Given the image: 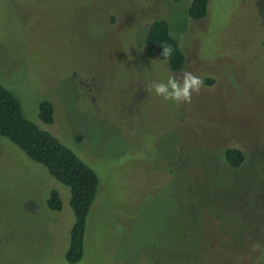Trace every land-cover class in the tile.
Returning a JSON list of instances; mask_svg holds the SVG:
<instances>
[{"label":"rangeland","instance_id":"rangeland-1","mask_svg":"<svg viewBox=\"0 0 264 264\" xmlns=\"http://www.w3.org/2000/svg\"><path fill=\"white\" fill-rule=\"evenodd\" d=\"M190 2L0 0V85L99 179L78 264H264V0H210L201 20ZM155 20L203 80L190 104L149 90L173 73L147 57ZM70 196L0 137V264H69Z\"/></svg>","mask_w":264,"mask_h":264},{"label":"trees","instance_id":"trees-1","mask_svg":"<svg viewBox=\"0 0 264 264\" xmlns=\"http://www.w3.org/2000/svg\"><path fill=\"white\" fill-rule=\"evenodd\" d=\"M210 0H191L188 16L192 20L204 19ZM146 53L150 60L167 61L169 70L179 73L185 63V56L170 33L166 20L152 21L145 35ZM174 49L170 60L162 55V46ZM208 80L207 84H211ZM39 119L44 125L54 121V108L49 101L39 106ZM0 137L17 146L30 160L43 166L49 174L70 189V207L74 214V225L70 231V242L65 259L69 264H78L84 256V241L87 219L95 202L99 187L96 173L81 161L70 149L51 134L41 130L27 120L19 100L0 85ZM224 161L230 169H238L244 155L237 148L224 153ZM51 211H61L59 193L51 191L47 202Z\"/></svg>","mask_w":264,"mask_h":264},{"label":"clouds","instance_id":"clouds-1","mask_svg":"<svg viewBox=\"0 0 264 264\" xmlns=\"http://www.w3.org/2000/svg\"><path fill=\"white\" fill-rule=\"evenodd\" d=\"M162 55L169 59L174 51L171 45L162 46ZM203 80L194 75L192 72L183 70L181 73H172L168 76L167 83L154 82L150 89H155L157 95L163 97L164 100H171L176 103H191L192 94H199ZM259 244H254L253 248L258 249Z\"/></svg>","mask_w":264,"mask_h":264}]
</instances>
